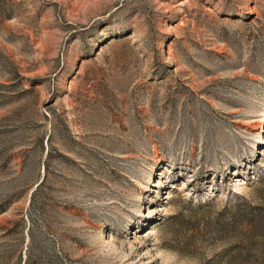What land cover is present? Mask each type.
<instances>
[{"label":"rangeland","instance_id":"rangeland-1","mask_svg":"<svg viewBox=\"0 0 264 264\" xmlns=\"http://www.w3.org/2000/svg\"><path fill=\"white\" fill-rule=\"evenodd\" d=\"M0 264H264V0H0Z\"/></svg>","mask_w":264,"mask_h":264}]
</instances>
